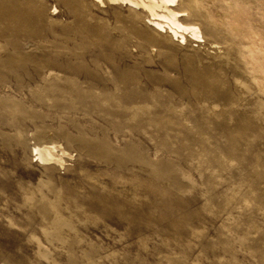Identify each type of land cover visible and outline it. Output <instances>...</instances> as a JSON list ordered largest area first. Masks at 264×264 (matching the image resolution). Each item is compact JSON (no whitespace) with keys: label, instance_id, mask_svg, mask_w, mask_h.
Returning a JSON list of instances; mask_svg holds the SVG:
<instances>
[{"label":"rangeland","instance_id":"rangeland-1","mask_svg":"<svg viewBox=\"0 0 264 264\" xmlns=\"http://www.w3.org/2000/svg\"><path fill=\"white\" fill-rule=\"evenodd\" d=\"M174 9L0 0V264H264V0Z\"/></svg>","mask_w":264,"mask_h":264},{"label":"bare ground","instance_id":"bare-ground-1","mask_svg":"<svg viewBox=\"0 0 264 264\" xmlns=\"http://www.w3.org/2000/svg\"><path fill=\"white\" fill-rule=\"evenodd\" d=\"M99 3L102 0H98ZM125 4L129 7L143 8L149 13V21L152 25L162 31H169L172 35L178 36L182 41L186 40V34L196 39H202L198 26L183 24L179 16L183 15L174 7L178 0H109ZM102 4V3H101ZM173 37V36H172ZM180 40V41H181ZM262 70V69H261ZM36 161L43 164H54L62 166L63 156L68 153L59 144H36L32 149ZM68 156V155H67Z\"/></svg>","mask_w":264,"mask_h":264}]
</instances>
